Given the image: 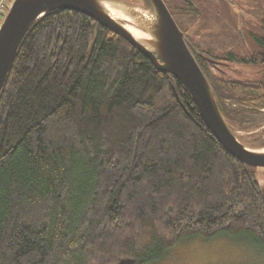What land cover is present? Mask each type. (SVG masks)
I'll use <instances>...</instances> for the list:
<instances>
[{"label": "trees", "instance_id": "trees-1", "mask_svg": "<svg viewBox=\"0 0 264 264\" xmlns=\"http://www.w3.org/2000/svg\"><path fill=\"white\" fill-rule=\"evenodd\" d=\"M261 11L254 55L204 54L227 68L264 65ZM195 61L234 136L264 149L249 122L264 109V76ZM251 169L172 75L91 18L49 12L22 39L0 94V264H156L217 237L264 256V172Z\"/></svg>", "mask_w": 264, "mask_h": 264}, {"label": "water", "instance_id": "water-1", "mask_svg": "<svg viewBox=\"0 0 264 264\" xmlns=\"http://www.w3.org/2000/svg\"><path fill=\"white\" fill-rule=\"evenodd\" d=\"M148 1L151 8L141 12L122 0H12L0 24V94L21 41L37 20L56 10L80 13L124 39L147 57L157 71L178 80L191 96L203 123L224 150L241 164L263 172L264 149H249L234 136L165 3L163 0ZM104 2L118 6L128 19L125 21H130L148 37L134 38L124 25L110 16ZM260 191L264 202V180Z\"/></svg>", "mask_w": 264, "mask_h": 264}, {"label": "rangeland", "instance_id": "rangeland-1", "mask_svg": "<svg viewBox=\"0 0 264 264\" xmlns=\"http://www.w3.org/2000/svg\"><path fill=\"white\" fill-rule=\"evenodd\" d=\"M164 1L169 9L173 4L182 6L181 9L189 18L187 23L195 27V33L200 37V43L206 45V49H209L214 56L222 57L229 52L237 55L244 54L236 42V28L241 26L246 35L247 31L243 27L245 25L242 21L243 16L235 4H243L246 0H232L235 3L231 2V4L226 0H191L194 3L193 7L182 5L176 0ZM134 7L141 12L144 11L140 7ZM263 7L264 1L256 2L253 13H251L258 26L262 18L261 9ZM174 18L178 24L184 16L180 14L179 16L175 15ZM117 21L132 28L140 36L148 37L130 21L121 19H117ZM257 32L261 34L260 31L257 30ZM229 71L237 74L238 79L257 81L264 76V65L235 66ZM249 122L252 125L251 133L260 135L261 140H264V134H261L264 132V109L249 117ZM238 135L244 136L243 133ZM250 171L254 172L253 169ZM156 264H264V256L252 247L241 246L228 237H217L213 240L196 238L169 250L167 257Z\"/></svg>", "mask_w": 264, "mask_h": 264}, {"label": "flooded vegetation", "instance_id": "flooded-vegetation-1", "mask_svg": "<svg viewBox=\"0 0 264 264\" xmlns=\"http://www.w3.org/2000/svg\"><path fill=\"white\" fill-rule=\"evenodd\" d=\"M227 2H229L231 4L235 3L232 0H226ZM262 0H246L243 2V4H235L236 7L238 8V10L240 11V13L242 14L243 18L242 21L244 22V29H246L247 31V35L244 34L243 29H241L242 27L239 26L236 28V33H237V39L236 42L239 46L240 49L243 50V53L246 54L248 56L254 55L255 51L257 52V48L256 45L254 44V39L255 37H258L257 34V30H258V24H256V22H254V17L251 16V13H253V10L255 8L256 2H259ZM163 2L165 3V1L163 0ZM183 2V3H182ZM179 3L181 4H186L189 5V7H193L194 3L191 0H179ZM169 13L171 14V16L173 17L176 25L178 26V28L180 29V31L183 33L184 35V40L185 42L188 44V46L190 47L192 54L194 56V58L197 61H200L201 63L204 61L211 69L210 70H218V71H222L225 74H231L233 77H238V75L236 76L235 73L230 72L229 70H231L233 67H235L236 65H230V68H227L226 65H228L227 62H218L216 60H212L210 57H208L207 55H205L204 53H207L209 49H206V45H203L202 43H200V37L198 35H196L195 33V27H193L192 25H189L187 23L188 21V16L185 15V13L182 12V6H176L173 4V6L171 7V9H169L168 5L165 3ZM143 9V8H142ZM173 11V13H172ZM182 14L184 16L183 19H180V21L176 22L174 16L175 15H180ZM220 66H222L220 68ZM224 67V68H223ZM264 172V170H263Z\"/></svg>", "mask_w": 264, "mask_h": 264}, {"label": "bare ground", "instance_id": "bare-ground-1", "mask_svg": "<svg viewBox=\"0 0 264 264\" xmlns=\"http://www.w3.org/2000/svg\"><path fill=\"white\" fill-rule=\"evenodd\" d=\"M103 6L105 8V10L110 14V16L113 18V19H121V20H128L126 18V16H124L120 9L118 8V6L110 3V2H104L103 3ZM125 28L134 36V38L140 40L141 38H143L142 36L139 35L138 32H136L135 30H133L132 28H129V27H126Z\"/></svg>", "mask_w": 264, "mask_h": 264}, {"label": "built area", "instance_id": "built-area-1", "mask_svg": "<svg viewBox=\"0 0 264 264\" xmlns=\"http://www.w3.org/2000/svg\"><path fill=\"white\" fill-rule=\"evenodd\" d=\"M12 0H0V23Z\"/></svg>", "mask_w": 264, "mask_h": 264}]
</instances>
